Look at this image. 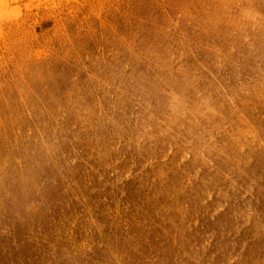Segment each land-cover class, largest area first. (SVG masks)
I'll return each instance as SVG.
<instances>
[{
	"label": "rangeland",
	"instance_id": "374dc122",
	"mask_svg": "<svg viewBox=\"0 0 264 264\" xmlns=\"http://www.w3.org/2000/svg\"><path fill=\"white\" fill-rule=\"evenodd\" d=\"M0 264H264V0H0Z\"/></svg>",
	"mask_w": 264,
	"mask_h": 264
},
{
	"label": "bare ground",
	"instance_id": "6f19581e",
	"mask_svg": "<svg viewBox=\"0 0 264 264\" xmlns=\"http://www.w3.org/2000/svg\"><path fill=\"white\" fill-rule=\"evenodd\" d=\"M113 116V115H112ZM111 119V118H110ZM72 171V170H71ZM34 203V202H33ZM47 212V211H46Z\"/></svg>",
	"mask_w": 264,
	"mask_h": 264
}]
</instances>
